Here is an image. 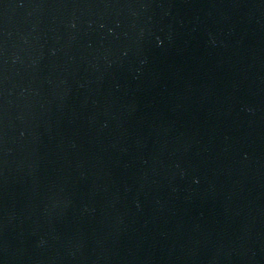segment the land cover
<instances>
[{
  "label": "water",
  "instance_id": "1",
  "mask_svg": "<svg viewBox=\"0 0 264 264\" xmlns=\"http://www.w3.org/2000/svg\"><path fill=\"white\" fill-rule=\"evenodd\" d=\"M0 264H264V0H0Z\"/></svg>",
  "mask_w": 264,
  "mask_h": 264
}]
</instances>
